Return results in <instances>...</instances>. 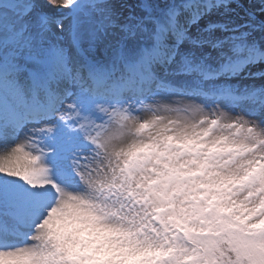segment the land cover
I'll return each instance as SVG.
<instances>
[{"label":"snow or ice","instance_id":"6c2138e0","mask_svg":"<svg viewBox=\"0 0 264 264\" xmlns=\"http://www.w3.org/2000/svg\"><path fill=\"white\" fill-rule=\"evenodd\" d=\"M0 264H264V0H0Z\"/></svg>","mask_w":264,"mask_h":264}]
</instances>
